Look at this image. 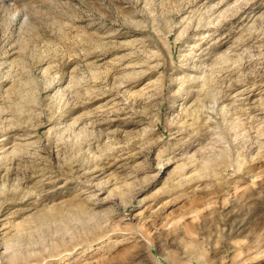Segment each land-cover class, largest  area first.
Segmentation results:
<instances>
[{
	"label": "rangeland",
	"instance_id": "obj_1",
	"mask_svg": "<svg viewBox=\"0 0 264 264\" xmlns=\"http://www.w3.org/2000/svg\"><path fill=\"white\" fill-rule=\"evenodd\" d=\"M0 264H264V0H0Z\"/></svg>",
	"mask_w": 264,
	"mask_h": 264
}]
</instances>
